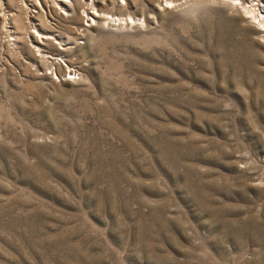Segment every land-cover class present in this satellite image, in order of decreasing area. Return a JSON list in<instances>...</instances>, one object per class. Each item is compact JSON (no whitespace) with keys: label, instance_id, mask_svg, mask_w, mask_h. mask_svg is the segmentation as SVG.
<instances>
[{"label":"rangeland","instance_id":"rangeland-1","mask_svg":"<svg viewBox=\"0 0 264 264\" xmlns=\"http://www.w3.org/2000/svg\"><path fill=\"white\" fill-rule=\"evenodd\" d=\"M51 1L0 0V264H264V0Z\"/></svg>","mask_w":264,"mask_h":264},{"label":"bare ground","instance_id":"bare-ground-1","mask_svg":"<svg viewBox=\"0 0 264 264\" xmlns=\"http://www.w3.org/2000/svg\"><path fill=\"white\" fill-rule=\"evenodd\" d=\"M237 1V0H236ZM50 2V1H49ZM52 4H56L58 8L65 10V8L68 6L70 7V2L71 0H52L51 1ZM94 2V0H90V3ZM122 2H124L122 0ZM89 3V2H88ZM89 3V4H90ZM165 7L168 6V4H172V0H165ZM36 4V3H35ZM164 4V3H163ZM254 4V2L252 3H248V5H246L244 8L246 9V13H250L251 16L253 17V19L255 20V23L260 26V27H264V16L262 15V13H260L261 11L260 10H254L252 8V5ZM2 5V4H1ZM38 5V3H37ZM41 6V4H39ZM38 5V6H39ZM49 6V5H48ZM91 7H88V8H91V10L89 11H85V16H88V19L91 20L92 22H96L100 17L102 18H105L107 22H116V23H119V22H126V23H133V19L131 17H128V18H125L124 20H122L123 18L122 17H113V16H109V15H106V16H100V13L97 12L96 10V7L94 5H90ZM164 6V5H163ZM171 6V5H170ZM42 7V6H41ZM49 8V7H48ZM59 9V10H60ZM86 9V8H85ZM90 21V22H91ZM35 32V35L37 36V39L42 43L43 40H46L47 38H50V35H48L47 32H44V31H37L36 29L34 30ZM54 38V37H53ZM40 45H35V47H37V49L40 51L41 49L39 48Z\"/></svg>","mask_w":264,"mask_h":264},{"label":"snow or ice","instance_id":"snow-or-ice-1","mask_svg":"<svg viewBox=\"0 0 264 264\" xmlns=\"http://www.w3.org/2000/svg\"><path fill=\"white\" fill-rule=\"evenodd\" d=\"M233 2H236V0H233Z\"/></svg>","mask_w":264,"mask_h":264}]
</instances>
